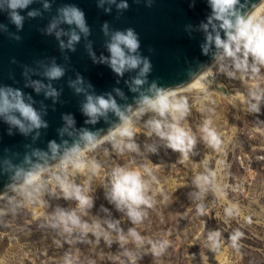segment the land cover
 Segmentation results:
<instances>
[{"label":"rangeland","instance_id":"obj_1","mask_svg":"<svg viewBox=\"0 0 264 264\" xmlns=\"http://www.w3.org/2000/svg\"><path fill=\"white\" fill-rule=\"evenodd\" d=\"M211 74L203 90L177 94L187 97L190 109L180 126L195 139L186 160L151 132L148 121L159 117L147 112L132 118L137 150L121 153L105 141L86 153L90 163L99 165L98 174H71L69 169L70 182L91 199V207L81 209L55 183L46 184L38 199H29L19 188L2 195L0 264H264V67L255 75L242 74L226 58ZM205 121L220 135L221 151L205 140ZM117 169L140 171L150 182L147 195L153 206H141L146 216L138 224L131 222L126 208L118 210L111 201ZM209 172H215L219 192L208 185L201 193L196 178ZM49 175L42 178L47 181ZM198 205L204 215L197 213ZM232 205L239 214L226 216ZM61 210L75 211L90 225L98 222L102 234L97 238L79 228L66 231L58 220ZM110 223L115 227L109 228ZM133 228L142 242L129 235ZM237 230L244 235L233 247L230 236ZM216 231L221 243L214 249L208 235ZM164 241L168 243L160 250Z\"/></svg>","mask_w":264,"mask_h":264},{"label":"water","instance_id":"obj_2","mask_svg":"<svg viewBox=\"0 0 264 264\" xmlns=\"http://www.w3.org/2000/svg\"><path fill=\"white\" fill-rule=\"evenodd\" d=\"M240 2L245 5L244 12H251L264 0ZM121 3L128 7L118 8ZM9 4L10 0H0V100L5 93L12 100L19 91L47 126H31L15 109L0 113V196L21 184L25 174L37 166L57 164L74 144L83 148L84 131L100 139L121 124L111 109L95 123L88 122L90 118L83 111L88 95L94 99L111 97L125 115L131 116L144 95H155L156 89L149 91L153 83L166 91L186 88L222 51L214 42L207 54L203 51L207 34L215 35L211 24L207 32L202 27L212 14L209 0H31L26 7L16 9ZM67 7L83 12L87 34L65 21L61 9ZM12 11L23 18L22 26L12 21ZM29 12L35 15L29 16ZM127 29H132L139 40L136 55L151 65L146 82L140 86L133 83L139 68L119 76L108 63L113 34ZM73 32L79 40L68 47ZM53 67L61 68L63 75L50 78L47 73ZM52 90L56 95H48ZM12 116L22 121L24 131L10 122L8 117ZM65 116L74 123L68 124ZM53 141L58 145L55 156L50 147Z\"/></svg>","mask_w":264,"mask_h":264},{"label":"clouds","instance_id":"obj_3","mask_svg":"<svg viewBox=\"0 0 264 264\" xmlns=\"http://www.w3.org/2000/svg\"><path fill=\"white\" fill-rule=\"evenodd\" d=\"M29 3H31V0H10L9 7L11 9H16L17 7L23 8ZM209 5L212 14L208 17V23L203 24L202 27L207 32L208 26L211 24L215 30V35L213 36L211 33L207 34V43L203 48L205 54L209 50V44L214 42L215 47L222 50L216 54L215 58L217 61H223L228 58L231 60L234 69L242 74L248 73L249 71L253 75L258 74L261 68L264 67V9L257 8L251 12H244L245 5L241 4L240 0H209ZM117 7L126 9L128 5L127 3H121ZM61 12L68 24L74 23L82 32L85 34L88 33L83 12L75 7L61 9ZM10 15L17 27L22 26L21 22L23 18L17 12L12 11ZM28 15L33 16L35 13L29 12ZM213 21L218 22V24L213 23ZM52 27H55V24ZM105 29H107V25H105ZM49 31H51V27ZM221 32H223V37L221 36ZM78 40L79 36L73 32L68 47H72V43ZM138 48L139 40L132 29H127L125 32H115L111 42L108 44V49L111 54L108 63L117 75L123 76L126 71L139 68L138 76L133 79V83L136 86L143 85L146 82L147 74L151 68L150 62L147 59L136 55ZM220 69L221 71H226L227 66L221 64ZM227 74L231 77L235 76V72H228ZM47 75L50 78H59L63 75V70L59 67H53ZM208 75H211L210 70L202 74L190 87L203 90L205 86L202 81ZM241 78H243V75ZM152 89H156L155 95H144L140 101V106L132 112V115L139 117L145 112L155 113L159 119L148 121L151 132H154L161 139H166L168 141L167 146L174 151L181 152L183 158L186 160L188 153L195 143V139L190 132L180 126V122L190 111L188 99L187 97L178 98L177 93L173 91L157 89L154 83L150 86L149 91ZM39 90V87H37V91ZM132 90L135 91L136 88ZM76 91L80 92L81 89L77 88ZM117 91L119 92V90ZM48 95L54 96L56 93L52 90ZM86 100L87 102L83 105V111L90 118L88 122L95 123L99 116L106 115L107 111L111 109L120 117L121 124L115 129L110 130L106 136L100 139H97L94 133L84 131L82 133V139L86 143L83 148L79 144H74L70 149L65 151L58 163L51 168L37 166V170L27 172L23 184L19 186V189L29 199H38L46 184L55 183L62 190L66 199L75 198L81 209L91 207V199L82 193L80 186L70 182L69 169L72 170L71 174L75 172L83 173L86 170L91 171L93 174H98L99 165L95 162L90 163L86 159V153L92 151L105 141L112 142L113 147L121 153L125 149L131 151L137 150V145L132 142V138L135 135L132 118L121 111L114 99L111 97L105 99L103 96H98L94 99L92 95H88ZM252 107L253 109L256 108L255 105ZM10 109L18 111L35 128H40L42 125L47 126L41 121L36 110L23 101L19 91L15 92L12 100H9L6 93L3 95L2 100H0V113H5ZM130 109L131 106H129ZM8 119L11 123L19 125L22 131L25 130V126L20 119L15 116L8 117ZM64 119L70 125L74 123L69 116H65ZM210 125L211 121H205L204 127L202 128L205 134L204 138L214 150L221 151L223 141L216 130ZM125 140L128 142H125ZM50 147L53 156H55L58 145L53 141L50 143ZM143 171L151 177L152 181H155L156 178L152 176L149 168L145 167ZM46 172H50L47 181L42 178ZM215 175V172H209L207 175L197 176L196 184L201 189V193L207 190L208 185H212L214 190L219 192L218 186L214 184ZM149 190L150 182L143 179L140 171L117 169L114 173L111 201L115 202L118 210L123 211L126 208L131 222L138 224L146 216V212L141 209V206L147 208L153 206L151 197L147 195ZM197 213L199 215L205 214L203 205L197 206ZM225 214L226 216L232 217L233 215H238L239 211L236 206L232 205L225 209ZM58 220L64 225L66 231H71L72 228H79L84 233L92 232L97 238L102 234L101 225L98 222L93 225L83 222L75 211L65 212L61 210L58 214ZM108 227L114 228L115 225L110 223ZM129 235L135 242H142V237L134 228L129 229ZM243 235V232L237 230L230 236L233 247L239 246L238 241ZM220 236L221 233L219 231L209 233L208 235V240L214 249L220 246ZM121 240H125V237L121 236ZM167 243V241L162 242L160 250ZM153 250L156 254H159L156 245H153Z\"/></svg>","mask_w":264,"mask_h":264},{"label":"bare ground","instance_id":"obj_4","mask_svg":"<svg viewBox=\"0 0 264 264\" xmlns=\"http://www.w3.org/2000/svg\"><path fill=\"white\" fill-rule=\"evenodd\" d=\"M263 7H264V3H263L260 7H258V8H263ZM218 62H220V61L215 60V62H214L212 65H210V66H209V67H208V68H207L202 74L209 72V70L212 71V69L214 68V66H215ZM202 74H201V75H202ZM201 75H200V76H201ZM200 76H199V77H200ZM211 76H212V74L206 76V78L202 81V83L204 84V86H205V83L209 81V77H211ZM199 77H198V78H199ZM198 78H197V79H198ZM197 79H196V80H197ZM196 80H195V81H196ZM195 81H194V82H195ZM194 82H193V83H194ZM193 83H192V84H193ZM192 84H191V85H192ZM200 90H201V89H199V88H193V87L188 86V87H186V88H183V89H181V90H176V91H173V92H176L177 94H179V93H183V92H186V93H195V92L200 91ZM145 113H147V112H145ZM145 113H144V114H145ZM133 117H134V116L131 115V118H133ZM55 165H56V164H55ZM53 166H54V165H53ZM51 167H52V166H51ZM51 167H49V168H51ZM22 184H23V182H22L21 184L17 185L16 187L12 188L11 190H13V189H14V190H15V189H18L19 186L22 185ZM0 197H1V196H0Z\"/></svg>","mask_w":264,"mask_h":264}]
</instances>
